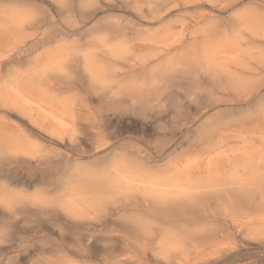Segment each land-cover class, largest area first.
<instances>
[{"label": "clouds", "instance_id": "9594fccd", "mask_svg": "<svg viewBox=\"0 0 264 264\" xmlns=\"http://www.w3.org/2000/svg\"><path fill=\"white\" fill-rule=\"evenodd\" d=\"M0 264H264V0H0Z\"/></svg>", "mask_w": 264, "mask_h": 264}]
</instances>
